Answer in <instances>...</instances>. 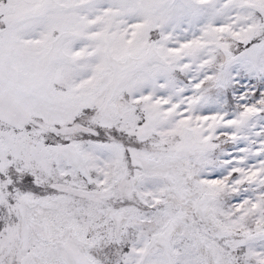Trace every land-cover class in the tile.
<instances>
[{
    "label": "snow or ice",
    "instance_id": "6c2138e0",
    "mask_svg": "<svg viewBox=\"0 0 264 264\" xmlns=\"http://www.w3.org/2000/svg\"><path fill=\"white\" fill-rule=\"evenodd\" d=\"M0 264H264V0H0Z\"/></svg>",
    "mask_w": 264,
    "mask_h": 264
}]
</instances>
